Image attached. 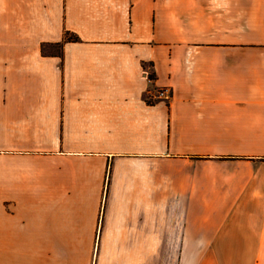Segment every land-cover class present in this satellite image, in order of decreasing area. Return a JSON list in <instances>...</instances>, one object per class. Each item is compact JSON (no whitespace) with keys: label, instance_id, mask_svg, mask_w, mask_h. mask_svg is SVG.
I'll return each mask as SVG.
<instances>
[{"label":"crops","instance_id":"crops-1","mask_svg":"<svg viewBox=\"0 0 264 264\" xmlns=\"http://www.w3.org/2000/svg\"><path fill=\"white\" fill-rule=\"evenodd\" d=\"M16 238L264 264V0H0V258Z\"/></svg>","mask_w":264,"mask_h":264},{"label":"rangeland","instance_id":"rangeland-1","mask_svg":"<svg viewBox=\"0 0 264 264\" xmlns=\"http://www.w3.org/2000/svg\"><path fill=\"white\" fill-rule=\"evenodd\" d=\"M16 241L19 249H16L13 255L8 253L5 258H0V264H26V250L23 247L26 246V238H16Z\"/></svg>","mask_w":264,"mask_h":264},{"label":"built area","instance_id":"built-area-1","mask_svg":"<svg viewBox=\"0 0 264 264\" xmlns=\"http://www.w3.org/2000/svg\"><path fill=\"white\" fill-rule=\"evenodd\" d=\"M144 74H146L148 76V79L151 80V71L144 69ZM170 91L171 90L168 86H162L151 90L148 97L151 99H168L170 97Z\"/></svg>","mask_w":264,"mask_h":264},{"label":"trees","instance_id":"trees-1","mask_svg":"<svg viewBox=\"0 0 264 264\" xmlns=\"http://www.w3.org/2000/svg\"><path fill=\"white\" fill-rule=\"evenodd\" d=\"M152 75V74H151Z\"/></svg>","mask_w":264,"mask_h":264}]
</instances>
